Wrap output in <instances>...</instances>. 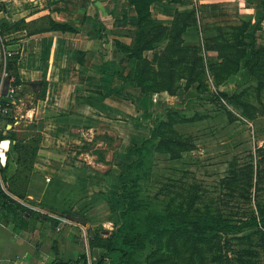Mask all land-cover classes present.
I'll use <instances>...</instances> for the list:
<instances>
[{
	"label": "crops",
	"instance_id": "crops-1",
	"mask_svg": "<svg viewBox=\"0 0 264 264\" xmlns=\"http://www.w3.org/2000/svg\"><path fill=\"white\" fill-rule=\"evenodd\" d=\"M165 2L155 3L152 20L171 25L173 18L170 24L164 20ZM103 5L108 6V15L100 9ZM42 17L69 22L80 30L42 31L39 27L47 21ZM96 21L106 28L102 36ZM136 22L135 8L127 0H0V30H7L0 36V75L8 74L11 59L23 82L17 95L6 97L11 106L3 111L1 125H12L11 133L32 152L27 161H19L11 140H5L9 154L0 158V182L11 201L3 206L0 199V264H68L83 254L92 264V253L102 252L91 248L90 239L98 233L107 237L114 229L111 203L120 192L118 176L134 159L129 148L150 129L142 102L139 117L126 104L132 97L138 105L145 95L135 82L116 74L124 71L127 76L112 30H133ZM102 119L128 126L134 120L136 126L126 129L111 159L101 158L96 145L98 164L110 162L105 172L81 160L91 152L79 148L77 157L74 148L90 142L86 135L94 131L81 123ZM126 135L135 141L125 145ZM34 137L39 142L31 148L28 143Z\"/></svg>",
	"mask_w": 264,
	"mask_h": 264
},
{
	"label": "trees",
	"instance_id": "trees-1",
	"mask_svg": "<svg viewBox=\"0 0 264 264\" xmlns=\"http://www.w3.org/2000/svg\"><path fill=\"white\" fill-rule=\"evenodd\" d=\"M157 1L127 0L134 6L137 17L136 29L131 30L133 42L127 43L116 38L115 43L129 59L136 61V66L129 73L128 79L135 82V86L145 96L153 92H167L174 96L180 88L182 79L186 80L187 87L194 83H199L198 87L203 86L207 73L202 48L185 45L184 41L186 32L197 22L196 11L175 9L171 25H165L152 20L151 5ZM21 22L24 21H19ZM96 22L102 36L101 33L106 28L99 27L100 21ZM258 26L252 21H243L241 25L229 27L228 31L219 29L218 35L206 40V48L217 51L219 58V62L208 63L217 85L231 75L237 74L240 69H246L255 78L260 77L258 71L262 70L264 65V46L257 45ZM39 28L42 31L62 32L80 30L69 22H59L52 18H48L45 25L41 24ZM6 31L0 30V36ZM166 36L168 41L165 48L159 54L156 52L154 59L149 58L146 52L155 51ZM7 69L8 86L18 88L23 82L20 80L16 64H13L11 59H8ZM116 74L123 78V81L127 80L121 72L117 71ZM259 81V85L264 86V79L260 77ZM16 93L18 94V89ZM220 95L231 105L241 109L244 116L250 119L256 116V109L243 99L242 94L221 91ZM6 97L2 98L4 110L11 106L7 100L9 97ZM3 103L8 107L4 108ZM230 115L234 117L232 113ZM173 116V112H170L166 119L150 123L149 134L129 148V153L134 155V159L128 164L127 169L121 170L118 176L120 192L118 198L111 203L116 218L114 229L107 237L98 233L90 239L92 249L102 250L101 253H92V264H195L199 256L204 258L209 252H214V261L217 263L219 261V264H236V261L241 263L242 256L246 254L240 253L239 256V253H236L234 257H230L229 251L231 238H237L239 241L245 239V236L240 235L244 226L257 228L264 248L262 198L255 199L256 209L247 219L235 221L212 207H208L206 211L198 209L197 205L203 199V195L200 194L197 185L191 186L188 195L182 199L174 195L173 189L170 188L172 185L167 186L169 199L163 201L161 207L145 193L140 174L146 169L151 147L169 155L171 159H181L184 153L195 148V143L190 137H182L175 133ZM6 129L7 125L0 126V141L10 139L12 150L18 153V160L27 161L32 152L24 149L25 141L17 139V136L11 133V129L5 133ZM38 142L39 138L34 137L28 144L32 148L36 147ZM258 151L260 158L255 176L244 177L247 186L253 188L256 194L264 187V169L261 167L264 163V147ZM8 164L9 162L6 166ZM6 170L7 168L1 169L4 179ZM223 182L227 183V179ZM0 199L4 201L3 206L6 201H11L1 182ZM231 234L236 235L230 237ZM226 247L224 253L223 249ZM71 263L88 264V258L83 254L80 260L68 264Z\"/></svg>",
	"mask_w": 264,
	"mask_h": 264
},
{
	"label": "rangeland",
	"instance_id": "rangeland-1",
	"mask_svg": "<svg viewBox=\"0 0 264 264\" xmlns=\"http://www.w3.org/2000/svg\"><path fill=\"white\" fill-rule=\"evenodd\" d=\"M167 1L164 3L167 13L165 23L170 24L169 18H173L175 9L196 11L197 22L186 32L184 41L185 45L202 48L207 76L205 84L200 87L199 83L187 87L186 80L182 79L180 88L174 96L166 92H153L145 96L143 101H139L138 105L135 103L136 99L132 97L126 100V104L132 107L133 116L136 117L142 116L138 110L142 102L141 108L146 109L143 116L148 124L166 119L168 114L173 112L175 133L182 137H190L195 143V148L184 153L181 159H171L169 155L151 147L146 169L140 174L141 183L146 190L145 193L159 207L163 205V201L169 199L167 186L172 185L170 188L173 189L174 195L182 199L188 195L191 186L197 185L200 194L203 195V199L197 205L198 209L206 211L208 207H212L235 221H243L256 209L255 199L258 197L264 199V187L256 194L244 180L245 175L255 176L260 158L258 149L264 147V86L259 85V78L264 79V65L263 69L258 71L260 75L258 78L253 77L246 69H240L237 74L231 75L217 85L208 63L219 62V58L217 51L206 48L205 42L208 38L218 35L221 28L228 31L231 26L241 25L243 21H252L259 25L256 31L257 45L264 46V0L218 2L211 0L209 4H202L201 0H187L186 3ZM100 9L108 15L107 5L100 6ZM151 10L156 11L155 3L151 5ZM123 12L127 15L128 8H123ZM156 20L158 21L157 18ZM131 30L117 29L112 32L121 41L132 43ZM167 38L166 36L157 45L155 51L146 52V55L154 59L155 53L159 54L167 45ZM118 58L126 64V70L123 66L122 68L127 72V76H124V71L121 73L128 81V75L136 66V61L129 59L123 52ZM2 77L3 73L0 75V81ZM129 85L134 87L132 82ZM5 90L6 85L2 91ZM221 91L242 94L243 99L256 109V116L253 119L244 116L241 109L231 105L220 95ZM131 99L134 100L133 103H130ZM3 105L4 108L8 107L5 103ZM230 113L234 115L233 118ZM132 123V126H128L122 121L109 122L103 119L91 125L82 122L81 127H93L94 131L86 135L90 142L74 145L75 151H78L75 156H81L82 150L91 152L90 155L83 154L81 160L91 162L94 170L105 172L110 162L98 164L97 155H94L96 145L101 152L99 153L101 158L111 159L114 150L124 141L126 129H136L135 121L132 120ZM144 132L137 137L139 141L149 134L150 129ZM134 138L128 140L126 135L125 145L133 143ZM262 164L261 167L264 169V163ZM225 179L227 183L223 182ZM113 217L115 220V215ZM112 227L111 225L109 229ZM235 235L231 234L230 237ZM240 235L245 236L243 241L231 238L230 257H234L236 253H239V256L240 253H245L246 256H242L241 263L236 261V264H264V248L257 228L244 226ZM224 250H227V247L223 249L225 253ZM214 257V252L206 253L204 258L199 256L195 264H219V261L218 263L214 261Z\"/></svg>",
	"mask_w": 264,
	"mask_h": 264
},
{
	"label": "built area",
	"instance_id": "built-area-1",
	"mask_svg": "<svg viewBox=\"0 0 264 264\" xmlns=\"http://www.w3.org/2000/svg\"><path fill=\"white\" fill-rule=\"evenodd\" d=\"M3 75H4V77H2V79L0 81V113L2 111H4V109L2 107V98L5 96H8L9 98H13L15 96L16 91H17V88L15 86L10 85L7 88L6 95H4V92L2 91V89L4 88V85H6V78L8 77V74L6 71H4ZM5 142H7V141H5V140L0 141V158H5L7 156V153H8V144L4 145Z\"/></svg>",
	"mask_w": 264,
	"mask_h": 264
},
{
	"label": "water",
	"instance_id": "water-1",
	"mask_svg": "<svg viewBox=\"0 0 264 264\" xmlns=\"http://www.w3.org/2000/svg\"><path fill=\"white\" fill-rule=\"evenodd\" d=\"M7 86H8V81H6V90L4 91V92H5L4 95H6V93H7ZM11 127H12V125H8V127H7V129H6V131H5V133H7L8 130L11 129ZM90 233H91V235L93 236L92 231H90Z\"/></svg>",
	"mask_w": 264,
	"mask_h": 264
}]
</instances>
